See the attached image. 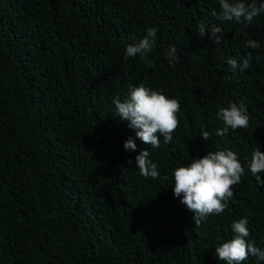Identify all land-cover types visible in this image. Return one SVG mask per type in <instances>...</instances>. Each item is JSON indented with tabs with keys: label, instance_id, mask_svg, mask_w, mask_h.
<instances>
[{
	"label": "trees",
	"instance_id": "1",
	"mask_svg": "<svg viewBox=\"0 0 264 264\" xmlns=\"http://www.w3.org/2000/svg\"><path fill=\"white\" fill-rule=\"evenodd\" d=\"M213 11L218 0H0V264H226L215 248L241 218L264 249V186L248 167L253 149L264 152V12L246 24L221 23ZM201 22L223 29L221 45L198 35ZM149 27L153 66L124 60ZM249 53V68L228 79L227 59ZM141 83L181 105L172 142L161 136L155 149L113 103ZM230 102L246 105L249 126L218 136L216 113ZM129 138L135 151L124 150ZM144 149L159 179L135 167ZM224 149L244 175L225 211L194 226L172 172Z\"/></svg>",
	"mask_w": 264,
	"mask_h": 264
},
{
	"label": "clouds",
	"instance_id": "2",
	"mask_svg": "<svg viewBox=\"0 0 264 264\" xmlns=\"http://www.w3.org/2000/svg\"><path fill=\"white\" fill-rule=\"evenodd\" d=\"M218 4L220 11H213L212 14L221 23L234 20L251 24L254 18L264 12V2L257 4L256 0H218ZM198 35L201 38L207 37L214 45L219 46L225 33L219 25L209 26L201 22L198 25ZM156 42L157 28H147L146 34L138 42L126 46L123 59L138 55L141 62L152 67L153 61L149 59V53L156 47ZM245 46L258 49L261 45L258 41L249 39ZM165 57L170 65L178 62L176 47L170 46L165 51ZM251 59V53L242 60L235 57L227 59L231 72V76L227 78L235 79L237 72L248 69ZM113 103L116 116L122 121H128V127L135 130L136 137L153 149L160 147L161 136L165 144L171 143L173 133L180 126L177 115L181 107L179 101L142 83L136 86L130 84L127 97L123 100L114 98ZM216 116L224 124L223 128L216 129L218 136H226L229 129L247 128L250 123V114L243 102H230L227 107L219 108ZM200 136L207 141L211 132L201 128ZM123 147L125 151H135L136 144L129 138ZM149 157L148 149L141 150L135 156V167L141 176L159 179L161 174L157 164ZM127 163L132 165V160L128 159ZM248 167L257 184L264 186V179L260 175L264 173V152L260 148L252 150ZM243 175L244 168L235 152L230 149L208 151L201 157L192 158L186 166L173 170V195L194 214V226L199 227L209 216L220 215L225 211L234 197L233 189L241 182ZM248 225L247 218L232 223L233 236L215 248V254L220 261L226 264H243L250 256L264 261V249L257 247L255 240L248 239L251 235Z\"/></svg>",
	"mask_w": 264,
	"mask_h": 264
}]
</instances>
